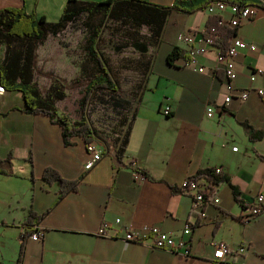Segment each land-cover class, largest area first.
<instances>
[{"label": "crops", "instance_id": "1", "mask_svg": "<svg viewBox=\"0 0 264 264\" xmlns=\"http://www.w3.org/2000/svg\"><path fill=\"white\" fill-rule=\"evenodd\" d=\"M66 1L0 0V10L24 7L28 14L46 18L45 10L52 8L61 15ZM144 1L168 8L174 2ZM256 9L254 16L240 20L235 35L255 46L240 49L234 60L235 94L247 91V98L233 97L229 103L224 102L225 74L216 63L218 49L207 45L201 34L208 12H169L148 66L143 65V70L137 65L142 72L133 100L121 95L132 103L135 115L121 167L105 156L104 147L95 140L103 154L85 170L89 154L84 138L64 144L58 124L47 115L26 113L22 93L4 88L0 92V264H264V95L257 92L264 88V10ZM217 14L229 25L234 16L228 7ZM182 30L197 32L194 46L204 50L196 64L202 72L184 66L182 56L167 63L173 46L185 51L177 39ZM47 39L38 44L36 58L40 48L56 47ZM145 48L140 51L146 52ZM62 71L66 70L58 68L56 73ZM166 106L169 115L163 113ZM250 128L262 131L263 137L250 139ZM209 166L221 167L248 208L242 209L222 182L213 187L219 201L203 204L205 216L194 213L193 197L181 193L179 186ZM46 167L77 181L76 189L58 197V183L42 181ZM134 170L146 174L136 179ZM260 193L262 212L242 221ZM32 212L40 216L37 223L29 221ZM114 218L134 228L157 226L176 235L191 224L190 255L98 236L97 228ZM35 227L43 231L39 241L30 237ZM217 244L228 247L225 262L213 258Z\"/></svg>", "mask_w": 264, "mask_h": 264}, {"label": "trees", "instance_id": "2", "mask_svg": "<svg viewBox=\"0 0 264 264\" xmlns=\"http://www.w3.org/2000/svg\"><path fill=\"white\" fill-rule=\"evenodd\" d=\"M213 1L235 5L239 10L245 6L264 10V0H174L170 8L152 5L144 0H100L95 2L67 0L59 20L48 22L43 15L28 14L24 7H5L0 10V45L4 44L6 47L3 59L0 61V84L9 91L18 90L22 93L26 113L47 115L51 121L58 124L62 129L64 144L71 145L74 137H82L86 143L95 140L91 135V132L95 130L102 139H105L111 150H116L118 158L122 160L127 148L128 135H130V123L135 116L133 112L130 117L122 120L124 123L121 121V127L126 124L125 130L114 131L113 133L95 127L84 114L86 105L90 103L98 90L106 91L112 96L123 99L120 98L121 86L114 74L115 72L99 48L104 27L111 19L120 20L124 23L130 22L131 27L136 28L148 26L149 37L153 43H156L171 10L191 13L198 9H205ZM83 14L86 16L83 25L86 29L83 45L86 56L85 63L81 67V72L76 77L75 82L84 81L86 84L78 103L82 113L81 117L71 121L68 116L60 114L55 105L56 99H62L64 94L55 89L53 95L44 96L34 80V74L37 70L36 50L38 44L43 43L48 35L56 36L64 30L67 24L75 22ZM237 28L238 25L231 27L222 21L220 15L212 13L207 16L201 34L203 38L211 39L212 45L218 49V52L224 54L231 44L232 38L236 35ZM181 56L187 58L179 47L173 46L166 59L167 63L172 64L175 59ZM148 63L149 60L145 62L144 66H148ZM39 73L46 74L42 69L39 70ZM47 75L55 80L61 88L66 87V84L56 75L52 73ZM120 104V101H115L113 105L120 106ZM120 134L122 135L119 137ZM262 137V131L250 128V139L258 140ZM259 157L262 158L261 155ZM143 174L146 172L143 171ZM193 176L194 179L204 177L213 184L225 182L231 188L240 207L242 209L249 207L244 202L240 189L224 173H215L214 168L209 166L198 169ZM42 181L46 183L57 182L60 192L58 197L74 191L77 187V181H69V179L61 177L52 167L44 169ZM211 194V192L205 193L206 200L210 199ZM39 218L40 216L32 212L29 221L37 223Z\"/></svg>", "mask_w": 264, "mask_h": 264}, {"label": "rangeland", "instance_id": "3", "mask_svg": "<svg viewBox=\"0 0 264 264\" xmlns=\"http://www.w3.org/2000/svg\"><path fill=\"white\" fill-rule=\"evenodd\" d=\"M45 12L48 22L57 21L61 16L58 10L56 11L54 8L45 10ZM85 19L86 16L83 14L75 22L67 24L64 30L56 36L50 35L47 43H51L52 46L55 45L56 47L40 48L38 58H36L37 70L34 74V80L39 85L41 93L44 96H51L55 89L62 92L64 97L56 99L55 105L59 112L68 116L71 121L78 120L82 114L78 103L86 83L84 81L75 82V79L85 63L86 55L83 46L86 38V29L83 26ZM131 26L130 22L109 20L102 31V40L99 46L109 60L119 81L121 86L120 98L123 95L127 100L128 98L132 99L139 89L142 70L139 71L137 65L140 64V67L144 70L143 65L152 57L151 52L155 45L149 37L150 30L148 26L139 28ZM141 46H146V52L142 53L140 51ZM5 49V45L1 44L0 55L5 54ZM58 68L65 69V73L63 71L61 74L56 73ZM40 69L46 74L39 73ZM51 73L60 78L66 84V87L61 88L55 80L47 75ZM127 100L119 99L118 96H112L106 91L98 90L90 103L86 105L84 114L94 126L106 132H121L126 128V124L123 127L120 126L121 121L130 117L132 112V103L129 101L127 103ZM115 101H120V106H114Z\"/></svg>", "mask_w": 264, "mask_h": 264}, {"label": "built area", "instance_id": "4", "mask_svg": "<svg viewBox=\"0 0 264 264\" xmlns=\"http://www.w3.org/2000/svg\"><path fill=\"white\" fill-rule=\"evenodd\" d=\"M228 7L233 13V18L229 20L231 26H236L239 24L241 19H247L254 16L257 13L255 7H243L240 10L235 5L226 4L224 2H211L205 10L208 14H217L223 12V10ZM197 32L195 30H185L180 31L177 35V39L185 48L184 54L187 58L184 59V66H195L197 71L202 72L203 67L197 66L196 59L197 56L204 50L203 48H198L194 46L196 40L195 37ZM204 41L207 45L212 44L211 39H205ZM254 44L245 42L244 39L234 36L231 40V44L228 46L226 52L221 54L218 52L216 63L222 67L225 79L227 82V91L225 93L224 102L229 103L233 97H239L240 99L245 100L247 98V91H241L238 94L237 87L234 85L233 80L236 76L235 68V57L240 49L253 50ZM254 76L250 77V80H253ZM4 88L0 86V92H3ZM259 95H264V88H257ZM236 95V96H235ZM209 110V108H207ZM164 115L170 114V108L168 106L163 109ZM236 147H233L235 150ZM103 147L101 144L95 140L89 141L86 143V151L89 154V159L84 165L85 170H90L95 164L99 161L103 154ZM221 167H215V173H221ZM134 176L136 179H141L144 177V174L134 170ZM215 184L210 183L209 180L202 177L199 179H194V176H188L180 184V192L184 194H189L193 197V211L194 213H199L201 216H205V212L202 211L203 204L206 201L209 203H217L219 198L213 191ZM211 192L210 199L206 200L205 193ZM261 202H263V194L260 193L256 195L255 201L250 208V211L242 221H247L249 218L254 215L262 212ZM192 229L191 224H187L184 229L178 234L162 232L157 226L143 225L140 228H134L130 224H125L121 221L120 218H114L113 223L103 222L102 225L97 228L96 233L101 237H111L116 240H121L126 244L130 243H149L151 247L157 248L160 250L176 252V254H181L183 256L190 255V244L188 240V234ZM30 237L36 241H39L43 238V231L40 228L35 227L34 231L30 234ZM239 252L243 251V248H238ZM229 250L226 245L217 244L213 249V258L218 261L225 262V256L228 254Z\"/></svg>", "mask_w": 264, "mask_h": 264}, {"label": "water", "instance_id": "5", "mask_svg": "<svg viewBox=\"0 0 264 264\" xmlns=\"http://www.w3.org/2000/svg\"><path fill=\"white\" fill-rule=\"evenodd\" d=\"M92 134V137L95 139V140H97V141H99L101 144H102V146L104 147V154H105V156H109L110 158H111V161H112V163L116 166V167H121V166H123V164H122V162H121V160L118 158V156H117V154H116V150L115 149H110L109 148V146H108V144L106 143V141H105V139H102L100 136H99V134L95 131V130H93L92 132H91Z\"/></svg>", "mask_w": 264, "mask_h": 264}]
</instances>
